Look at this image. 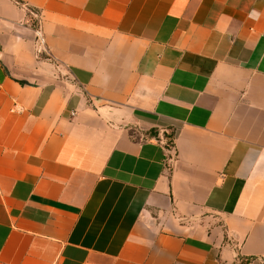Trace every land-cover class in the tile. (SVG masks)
Listing matches in <instances>:
<instances>
[{
	"label": "crops",
	"instance_id": "0c3cea01",
	"mask_svg": "<svg viewBox=\"0 0 264 264\" xmlns=\"http://www.w3.org/2000/svg\"><path fill=\"white\" fill-rule=\"evenodd\" d=\"M262 258L264 0H0V264Z\"/></svg>",
	"mask_w": 264,
	"mask_h": 264
},
{
	"label": "built area",
	"instance_id": "2783aa9c",
	"mask_svg": "<svg viewBox=\"0 0 264 264\" xmlns=\"http://www.w3.org/2000/svg\"><path fill=\"white\" fill-rule=\"evenodd\" d=\"M31 14L37 18L35 13H31ZM35 36H36V45H37V55L41 57L42 54L45 52L46 39L40 28L35 30ZM262 264H264V258H262Z\"/></svg>",
	"mask_w": 264,
	"mask_h": 264
},
{
	"label": "trees",
	"instance_id": "16d2710c",
	"mask_svg": "<svg viewBox=\"0 0 264 264\" xmlns=\"http://www.w3.org/2000/svg\"><path fill=\"white\" fill-rule=\"evenodd\" d=\"M165 138L167 139V148L174 146V132H169L165 134Z\"/></svg>",
	"mask_w": 264,
	"mask_h": 264
}]
</instances>
